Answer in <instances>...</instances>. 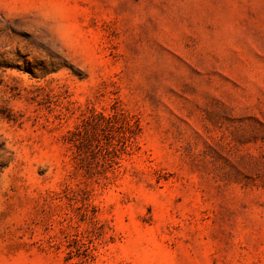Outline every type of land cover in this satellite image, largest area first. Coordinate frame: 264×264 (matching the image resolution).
<instances>
[{
  "label": "rangeland",
  "instance_id": "rangeland-1",
  "mask_svg": "<svg viewBox=\"0 0 264 264\" xmlns=\"http://www.w3.org/2000/svg\"><path fill=\"white\" fill-rule=\"evenodd\" d=\"M0 264H264V0H0Z\"/></svg>",
  "mask_w": 264,
  "mask_h": 264
}]
</instances>
